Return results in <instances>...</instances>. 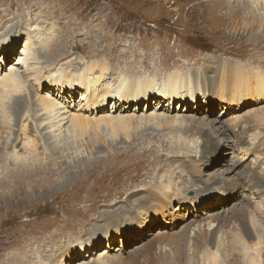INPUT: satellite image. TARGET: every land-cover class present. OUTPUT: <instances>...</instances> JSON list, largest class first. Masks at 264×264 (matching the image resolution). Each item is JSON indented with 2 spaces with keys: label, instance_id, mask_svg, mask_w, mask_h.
<instances>
[{
  "label": "rangeland",
  "instance_id": "rangeland-1",
  "mask_svg": "<svg viewBox=\"0 0 264 264\" xmlns=\"http://www.w3.org/2000/svg\"><path fill=\"white\" fill-rule=\"evenodd\" d=\"M208 1L0 0V80L18 72L26 84L18 96L39 121L26 118L10 140L29 155L23 128L30 122L37 162L0 187V264H168L186 252L192 264L199 229L219 224L210 252L195 251L198 261L224 245L243 216L264 228V89L256 86L264 80L256 72L264 70V24L243 15L236 0ZM41 48L46 68L34 75L31 56ZM85 67L99 70L76 72ZM196 78L232 82L209 83L205 93L178 88L183 97L176 96ZM149 88L174 98L153 97ZM38 99L60 103L56 121L39 111ZM74 116L89 120L77 137ZM201 138L210 142L200 150ZM255 171L262 186L254 190L247 180ZM182 179L198 183L183 187L185 200L171 189ZM258 250L264 264V238ZM225 251L221 260L241 263L238 251Z\"/></svg>",
  "mask_w": 264,
  "mask_h": 264
},
{
  "label": "bare ground",
  "instance_id": "bare-ground-1",
  "mask_svg": "<svg viewBox=\"0 0 264 264\" xmlns=\"http://www.w3.org/2000/svg\"><path fill=\"white\" fill-rule=\"evenodd\" d=\"M227 1L231 2V0H227ZM236 1H237V4L240 5V7L242 6V12H245L247 14V15L246 14H243V15H245L246 17H251L253 19L256 18L258 21H260V23L264 24V0H251L250 4H249V2H245V0H236ZM208 2H211V1H208ZM228 4L229 3H227V5ZM231 16L234 17V14H232ZM44 45L47 46V49L52 48V47H50V42H48V41L45 42ZM26 47L28 48L29 46H26ZM30 50L32 51L33 49L30 48ZM30 50L27 49L28 54H30ZM44 50H46V48H44ZM44 50L42 49V51H39V53H36L35 56L33 54H32L33 56H31L32 59L36 61L35 64L33 65V73H34V75H38L44 68H46V66L42 65L41 63H39L40 60H43V59L46 58ZM28 54H27V57L29 56ZM26 59L28 60V58H26ZM47 66L49 68L50 65H47ZM90 69H92V71L99 70V69H97V67H95V68L94 67H91V68H89V67L86 68L85 67L84 70H76V72H80V71H81L80 73H82L83 71L89 72ZM14 71H9L0 80V89H2L0 91V131H1L0 132V148L1 149L3 148V151H4V155H2V157L0 158V187L12 175H14V174H22L23 172L19 171L20 168L24 167L25 170H29V168H27L26 165H31L32 166L35 162H37L36 161L37 159L36 160H32V156H33L32 155V153H33L32 150L35 148L37 141L34 138H31V136H30V134H32V132H33V134L35 132L34 128H33V126L31 125L30 122L27 121L29 124L28 125L26 124V127L23 128L24 134H25V143H24V145L25 144L28 145V149H30L29 155L21 154L22 153L21 151L14 150L11 147H9L10 144L14 143V142H10V140L15 135L14 126L17 127V126H19V124H21V122H26V118L30 119L29 121H32V122L36 123V126L39 123V121H37L38 118L35 119V117L30 114L31 113L30 110H31L32 107L29 106L30 101L28 100V98H26L23 95L22 96H18L19 93L21 94L22 91L23 92L25 91L26 84H25L23 78H21V76L19 74H17L18 72L16 73ZM76 72H75V74H78ZM256 72H264V70L263 71L262 70H257ZM103 75H106V72H104ZM26 76H28V75H26ZM121 76H126V74H122L121 73ZM22 77H23V75H22ZM26 79H27V77H26ZM160 81L162 83V82H165L166 79H161ZM260 81H261L260 83H256V86L262 87L264 89V80L261 79ZM229 82H232V81L230 80ZM229 82L228 81L220 82V81H217V80L213 81V82H206V81H201V80L196 78V79H194L192 81H188L187 83H185L184 85H181L180 87H177V91L178 92H177L176 96L183 97V96L180 95L183 90L180 91V92H179V90L184 89V88L187 89V92H188L187 94H193L194 92H196L199 89L201 90L202 93H205L206 89H207V85L209 83H213V85H215L216 83H219L220 85H226ZM247 83H249V82L247 81V82L242 83V84L237 83V84H239L238 88L241 87V86H245ZM178 88H179V90H178ZM186 89H184V90H186ZM208 91H210V90H208ZM148 92H152L153 93L152 94L153 97H156L157 95L155 93H157V94H159L158 96H160L161 98H163V97L169 98L170 99V103H171V101L174 98V97L168 96L167 89H165L163 91H159V90H156V89L149 88ZM31 96H33V95H31ZM184 96H186V95H184ZM136 99L138 101H140L143 98H138L137 97ZM10 100H11V104H10ZM38 100L40 102V103H38V106L40 107L39 111H40L41 108L46 110L47 111L46 114H49L50 116H52L51 119H53V121H54L55 117H54L53 113L56 110V106L60 105V103L55 102V101H50V100H42V99H38ZM7 104H9V105H7ZM10 111L14 113L13 117H12ZM196 112L197 111H195L194 113L196 114ZM56 113L58 114V116L61 115V114H59V112H56ZM153 115H155V114H153ZM253 117H260V116L254 115ZM253 117L251 116L250 119H252ZM56 118H57V116H56ZM108 119H110V120H112L114 122H118L117 118L108 117ZM262 119L264 120V118H262ZM45 120H46V118H44V120L41 121V123L45 124V122H44ZM105 120H107V118L104 119L103 121H105ZM126 122H131V119L128 118L127 120H125L123 122H119L118 124H123V123H126ZM146 122H149V121L146 120ZM85 123H89L88 118L85 119V118H82L81 116H74L72 118V120H71V127H72V129H71L72 131H70V132H72L71 136H72V134H74L77 137V134L82 135V134L86 133L85 129H83V127H82V125L85 124ZM95 123H96L97 126H99L98 125L99 124L98 120H95ZM105 124H106V122H105ZM255 124L258 127L261 126V123H255ZM237 127L239 128V132L244 133V131H247V132H245V134L248 135L249 130H250V125H248V123H241ZM234 129L237 130L236 128H234ZM250 132H251V130H250ZM2 133H3V135H2ZM20 133H21V131H20ZM36 133H37V131H36ZM21 134H23V133H21ZM47 135L43 136V140L45 141L46 139H48L50 141V143H52V139L51 138L53 136L50 138ZM67 135H69V134H67ZM58 141H60V140H57V142ZM22 142H23V139H22ZM204 142H210V141H208V139H206V138H204V139L201 138L200 150H201V145ZM235 144L237 145V143H235ZM241 144H244V145H242V147H243V146H245L247 144V142L243 140V141H241ZM238 145H240V144H238ZM14 146H15V148H21L20 145L17 144V143H15ZM253 149H254V147H253ZM263 151H264V149H263ZM262 154H264V153H262ZM37 157H38V155H37ZM32 162H33V164H32ZM238 163H239V161L234 163L233 167L231 168L232 171L238 165ZM177 173L178 172H176L174 174H177ZM257 174H258L257 171H255L253 173V175L248 177V180H247L248 184H249V187H253L254 190L255 189H259L262 186V180L259 179V177H258L259 175H257ZM170 176H172V175L170 174ZM180 177L182 178V175ZM170 180H171V182H173L172 181L173 179H170ZM182 180H183L182 181L183 184L181 186H179V189L176 190V188H174L173 186L171 187V189L175 190V192H176L175 194L179 197V199L185 200V199L188 198V196H187V192L184 189L188 188L187 191H190L195 186H197L198 183L195 180H192V179H191V182L189 184L186 183L184 181V179H182ZM183 187H185V188H183ZM3 188H5L4 190H6V187H3ZM222 188H224L223 189V191H224L225 188H227V187H222ZM1 190H3V189L0 188V191ZM179 190H182L183 193L181 192L179 194L178 193ZM249 191H250V189H249ZM191 193H193L196 196L200 195V194L194 193V192H191ZM165 198L166 197L164 196V194L163 195H159V197L153 199L149 203V206L146 207V208L147 209L148 208H152L156 203H158L157 202L158 200L162 201ZM258 215H259V217H262V215H260L259 213H258ZM261 219L264 220L263 218H261ZM238 220H239V222H238L239 223L238 224L239 228L232 233L230 239L228 238V236H226L227 238L224 239L225 241L223 240L224 241L223 242L224 245H222L220 241L217 242L218 243L217 244V246H218L217 248L218 249L215 252H213L211 256H209L208 260L200 259V261H198L199 258L196 259L197 254L195 253V251L198 250L200 252V250H202V249H204V251H205V249L206 250L209 249L210 245L213 246L212 244L216 240L215 238H216V233H217L219 224L216 223L217 224L216 227L213 230H211V231H209L207 233H205V231L203 232L202 229H199V231L195 233V239L194 240L192 239L193 245H194L193 246L194 250L192 251V254H190L191 256L189 255V252H188V255L190 257H192V261H191L192 264H195V260L200 262V264H227L228 260L227 261L221 260L223 254H225V256L227 258L226 251H225L227 249V247L231 248L233 251H238L239 252V255L241 256V263H239V264H259L257 261H262L263 260V259L259 260L260 259V255H259L258 248L261 245V239L264 238V228H263L261 222H257L258 220H256L254 217L243 216V218L238 219ZM228 222H229V220H228ZM250 226H251V229H250ZM257 226H258V228H257ZM219 233H220V230H219ZM184 238H186V235H185ZM218 238H217V241H218ZM250 239H252L253 241L256 240V242L254 244H252L250 242ZM219 245L222 246V247H220L221 249L219 248ZM185 246L187 247L186 244H185ZM208 251L209 250H207V253H208ZM186 254H187V252L185 253V256H183L182 258H179L180 254L177 256L179 258V260H177V261L180 264H186V261H187V260L185 261V259L187 258ZM233 254H232V256H233ZM220 255H222V256H220ZM171 259H173V258H171ZM236 259H238V257H235V260ZM201 260H202L203 263H201ZM177 261H169L170 263H168L167 261H165V262H167L168 264H174ZM205 261H207V262H205ZM198 262L196 264H199Z\"/></svg>",
  "mask_w": 264,
  "mask_h": 264
}]
</instances>
